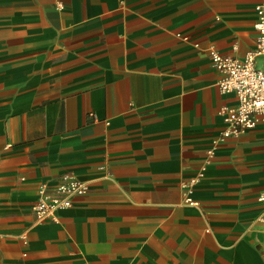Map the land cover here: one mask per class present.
Instances as JSON below:
<instances>
[{"label": "crops", "instance_id": "crops-1", "mask_svg": "<svg viewBox=\"0 0 264 264\" xmlns=\"http://www.w3.org/2000/svg\"><path fill=\"white\" fill-rule=\"evenodd\" d=\"M258 5L0 0V264H264V121L215 143L210 57L255 50Z\"/></svg>", "mask_w": 264, "mask_h": 264}, {"label": "built area", "instance_id": "built-area-1", "mask_svg": "<svg viewBox=\"0 0 264 264\" xmlns=\"http://www.w3.org/2000/svg\"><path fill=\"white\" fill-rule=\"evenodd\" d=\"M255 11L257 21L254 28L258 33L255 50L243 59L222 55L214 49L210 51L213 66L221 75V91L237 98L235 107H225L221 111L226 128L215 143L237 139L264 121V69L257 66V60L264 58V5L256 6ZM196 182L197 180L192 181ZM86 191L84 184L66 176L58 186L56 195H49L46 186L40 188L33 213L38 221H44L58 210L71 207V196L83 195ZM258 202L263 207L258 222L264 223V191L259 195Z\"/></svg>", "mask_w": 264, "mask_h": 264}]
</instances>
